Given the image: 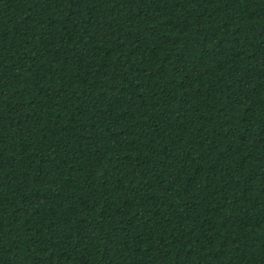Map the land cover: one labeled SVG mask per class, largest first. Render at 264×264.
<instances>
[{"label":"trees","instance_id":"1","mask_svg":"<svg viewBox=\"0 0 264 264\" xmlns=\"http://www.w3.org/2000/svg\"><path fill=\"white\" fill-rule=\"evenodd\" d=\"M0 264H264V0H0Z\"/></svg>","mask_w":264,"mask_h":264}]
</instances>
